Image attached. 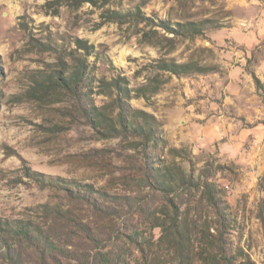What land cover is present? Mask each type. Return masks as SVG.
<instances>
[{
    "label": "rangeland",
    "instance_id": "obj_1",
    "mask_svg": "<svg viewBox=\"0 0 264 264\" xmlns=\"http://www.w3.org/2000/svg\"><path fill=\"white\" fill-rule=\"evenodd\" d=\"M256 1L264 2L123 0L108 5L139 9L149 22L179 28L178 23L193 21L203 29L193 36L189 30L175 34L155 26L169 39L154 45L141 41L139 33L153 26L107 21L105 7L0 0V217L44 222L38 207L63 203L93 218L87 205L70 201L63 187L69 184H92L122 195L137 190L161 208L162 198L138 181L152 162L176 161L196 175L212 173L231 205L230 237L238 262L251 264L243 250L255 264H264V97L250 74L256 72L264 83V35L248 44V31L259 26L256 5L261 3ZM78 39L94 45L93 51L79 49ZM163 60L199 63L207 70L177 75L160 70ZM79 65L87 75L74 95L56 81ZM119 76L133 90L151 78L161 84L157 91L147 90L148 97L134 91L130 100L162 122L163 140L147 152L122 137L103 136L85 116L92 103L112 102L115 94L103 81ZM172 147L181 148L182 155L175 157ZM134 215L135 222H143ZM142 227L156 252L154 264H178L166 243H159L160 229L147 221Z\"/></svg>",
    "mask_w": 264,
    "mask_h": 264
},
{
    "label": "trees",
    "instance_id": "obj_2",
    "mask_svg": "<svg viewBox=\"0 0 264 264\" xmlns=\"http://www.w3.org/2000/svg\"><path fill=\"white\" fill-rule=\"evenodd\" d=\"M65 1L75 8L84 3L105 7L107 21L120 24L146 22L153 28L140 29L141 41L154 45L167 38L155 26L175 34L184 33L185 30L191 31L193 36L203 33L197 22H180L179 28H173L167 21L149 22L151 19L139 9L117 10L108 7L114 3L122 4L123 0ZM77 46L87 53L94 49V45L82 39L77 40ZM158 67L161 71L177 75L207 70L205 65L199 63L168 60H163ZM250 74L259 94L264 97L263 81L256 72L251 71ZM86 75V67L79 65L72 73L61 77L62 82L56 83L75 95ZM158 80L151 78L150 82L133 90L124 76L111 82L105 79L104 87L110 86L115 94L112 102L101 107L92 103L85 116L103 136L122 137L128 143H133L134 148L142 145L147 152L151 144L157 147L163 140L162 122L155 114L132 106L130 100L134 91L142 97H148L147 90L157 91L161 85ZM170 151L175 157L182 155L181 148L172 147ZM56 180L60 183L62 179ZM138 182L140 186L149 188L148 193L162 198L161 208L152 206L148 202L149 197L137 190H134V195H122L113 194L106 187L95 188L92 184H69L63 187L71 194L70 201L87 205L93 211V218L81 217L72 205L65 206L63 203L40 205L38 209L43 213L44 222L0 217V264H66V261L77 264H154L156 252L142 227L146 221L153 228L160 229L159 243H166L178 264H193L194 260L200 264L242 263L238 262L239 251L235 250L230 237L234 228L231 205L225 189L212 180L209 170L196 175L176 161H155L149 164ZM134 214L141 217L143 222H135L132 219ZM64 238L67 242H64ZM133 251L137 253L132 255ZM240 251L247 257L248 263L255 264L247 253Z\"/></svg>",
    "mask_w": 264,
    "mask_h": 264
},
{
    "label": "crops",
    "instance_id": "obj_3",
    "mask_svg": "<svg viewBox=\"0 0 264 264\" xmlns=\"http://www.w3.org/2000/svg\"><path fill=\"white\" fill-rule=\"evenodd\" d=\"M256 2H259L261 3L260 5H256V7H258V10H259V18L256 20L257 24H259V26L257 27H254V30H249V35H250V40H249V43L248 44H255V43H258V42H253V39H256L257 38V35H264V28L262 27L263 24H264V2L263 1H256ZM259 30V31H258ZM261 30V31H260Z\"/></svg>",
    "mask_w": 264,
    "mask_h": 264
}]
</instances>
